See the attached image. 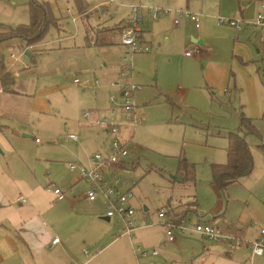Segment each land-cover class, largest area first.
I'll return each instance as SVG.
<instances>
[{
    "label": "crops",
    "instance_id": "0c3cea01",
    "mask_svg": "<svg viewBox=\"0 0 264 264\" xmlns=\"http://www.w3.org/2000/svg\"><path fill=\"white\" fill-rule=\"evenodd\" d=\"M101 1L56 0L60 16L48 1L56 23L49 26L41 39L32 44L19 37L0 41V48L6 44L5 52L0 51L5 56V70L13 79L6 85L0 79V264H149L154 260L146 263L147 256H141L136 250V239L144 238L146 230L139 231V236L136 231L150 226L142 227V222L137 219L140 225L136 224L135 229L127 234L118 217L106 218L102 197L94 201L87 198L85 190L88 185L78 174L69 173L66 177L69 194L47 178L51 168L69 167L68 161L87 162L89 155L96 150L109 147L108 131L95 122L99 113L91 111L90 117L83 116L87 108H80V98L87 94L85 87L93 79L96 84L109 85L118 78L124 55L120 32L131 10L127 2L125 5L120 2L118 5L126 8L115 17L111 6H116L117 2L100 4ZM146 1L201 12L200 26L194 24L196 31L193 21L186 17L175 24L172 12L154 20L146 14L142 20V37L150 49L159 47L155 59L165 53L169 61H173L174 54L179 51L184 54L187 46L196 44L199 52L185 55H194L191 61H204L202 77L209 88L220 87L226 91L235 69L244 71L247 63H256L258 57L264 62V26L255 28L242 23L237 29L216 19L217 15L231 14L244 20L252 19L261 7V0ZM59 5H62L61 9ZM0 8H3L1 0ZM63 17L70 18L72 31L67 30L68 25L60 24L59 18L65 22ZM19 43L24 44L23 51L29 48L31 56L28 59L23 56L11 65L9 54L19 50L11 47L19 46ZM223 45L231 54L230 60L218 59L224 50ZM40 47H43L44 55L40 67H34ZM70 56L75 58V72L71 68L61 70L64 67L61 60ZM17 68L19 73L16 74ZM37 70L41 71V85L35 81L29 87L17 80L23 73L27 78H33ZM195 76L192 71L186 73L188 80ZM74 78L78 81L75 82ZM248 80L249 84L256 85L251 74ZM242 116L246 117L243 113ZM122 127L126 129L127 126ZM67 132H76L79 139L53 141ZM180 178L178 180H185L184 176ZM54 186L62 189L64 198L56 197ZM21 193L27 197L24 202L17 200ZM175 204L186 216L188 211H196L198 205L194 194L176 199ZM144 209L147 211L148 208L144 206ZM228 219L221 230L243 237L246 243L231 248L226 241L214 240L218 243L210 246L202 241V248L193 250H200L197 264L248 263L251 249L247 241L258 237L259 229L264 227V190L251 191L237 216ZM114 221L120 222L122 228L115 226ZM55 235L60 241L54 243ZM84 247L87 252H83ZM157 249V254L149 255L158 257L160 252ZM154 261L161 264V260ZM252 264H264V253L254 255Z\"/></svg>",
    "mask_w": 264,
    "mask_h": 264
},
{
    "label": "rangeland",
    "instance_id": "374dc122",
    "mask_svg": "<svg viewBox=\"0 0 264 264\" xmlns=\"http://www.w3.org/2000/svg\"><path fill=\"white\" fill-rule=\"evenodd\" d=\"M1 1L3 8H0V25L16 26L18 23L30 21L31 0ZM47 1L57 9L56 0ZM132 1L138 0H116V6H111L114 16L123 12L126 2ZM141 1L147 3L146 0ZM120 2L122 6L118 5ZM61 6L59 5L60 9ZM144 11L147 14L146 8ZM57 13L60 16L58 9ZM59 19L60 24L68 25L67 30L72 31L70 18L63 17L65 22ZM192 23L196 31L194 21ZM16 45L11 48L20 50L24 47L23 43ZM43 47L39 48L34 67H40L41 56L44 55ZM156 47L152 46L148 52L139 51L133 57L132 80L137 89L134 90L132 99L138 106V113L144 115V121L134 127L124 125L127 126L126 129H119L121 140L126 142L128 154L125 159L126 169H119L117 173L130 179L126 188L135 181L130 187L133 193L132 204L137 207L135 217L142 221L147 214L156 222L147 225L150 227L145 229L137 228L136 231L139 236V231L146 230L144 238L136 239L139 245L137 247L149 251L159 248L158 257L147 255L145 262L154 259L161 260V264H197L196 258L200 250L194 252V248H202V241L209 246L218 242L194 231L178 234L174 241H169L163 221L158 219L157 214L162 207L172 208L174 212L180 211L178 204L173 205L175 200L194 194L197 209L188 211L187 217L190 220L209 219L207 221L223 228L226 220L229 221L228 217L237 216L251 191L264 190V62L258 57L256 63L248 62L244 71L235 69L226 91H223L220 87L209 88L202 77L204 61H191L194 55L187 56L181 51L173 55V61H169L165 53L155 59L154 54L159 48ZM5 49L6 44L3 43L0 50L4 53ZM222 49L225 51L220 53L221 58L218 59L230 60V52L224 45ZM23 56L29 58L26 54ZM61 61L64 65L61 70L71 68L73 72L76 71L75 58L70 56ZM37 71L33 78H27L23 73L17 80L29 87L35 81L41 85V71ZM189 71L196 74L190 80L186 79ZM249 74L256 85L249 84ZM89 83L85 87L87 94L80 98V108H87L92 113L96 111L99 117L122 101L118 86L111 83L96 84L95 79ZM112 95L115 96L114 102L110 98ZM242 113L247 117L243 121ZM234 130H239L247 141L254 167L250 175L238 178L219 191L212 183L211 165L227 159L228 134ZM69 173L77 175L78 170L70 171L69 167L51 168L47 178L55 182L53 185H60L69 194L70 188L66 184ZM181 176L185 180L176 178ZM144 206L148 208L147 211ZM182 211L179 213L184 214ZM114 225L122 228L120 222H115ZM156 229L160 231L156 232ZM154 260L151 261L159 264Z\"/></svg>",
    "mask_w": 264,
    "mask_h": 264
},
{
    "label": "built area",
    "instance_id": "2783aa9c",
    "mask_svg": "<svg viewBox=\"0 0 264 264\" xmlns=\"http://www.w3.org/2000/svg\"><path fill=\"white\" fill-rule=\"evenodd\" d=\"M116 3V0H103L100 4H112ZM130 7V14L125 19V23L120 32L121 44L124 47L123 63L118 78L112 81V84L120 88V96L122 101L116 104L108 113L96 118L95 122L104 130L110 133L111 138L109 140L107 150H96L88 157L87 162L68 161L69 169L78 170V175L87 183V189L85 190L86 196L89 200H97L98 197H102L105 201V215L108 218L118 217L124 224V232L131 233L137 224L136 207L131 204L132 191L130 187L135 183L132 181V185L126 188L130 184V179L126 176H121L117 172L119 169L124 170L119 166L121 163H126V157L128 154L127 145L125 141L121 140L120 128L124 125L136 126L144 121V115L138 113V106L132 99V94L137 85L133 83V57L139 51H147L150 46L147 41L142 37L143 18L146 16L144 8L147 9V14L154 20L160 15L173 13V21L178 24L184 17L193 20L196 27L200 26L201 12L192 11L189 8H171L158 4L144 3L141 0L128 3ZM216 19L220 23H224L229 26H234L237 29L242 27V23L250 24L255 28L264 26V0H261V7L252 19L240 18L231 14L217 15ZM199 47L194 44L192 47L187 46L185 48V54H193V52H199ZM23 50L11 52L9 54L11 58V65L15 61L22 59L24 55ZM25 67L28 64H23ZM19 73L18 68L16 74ZM77 82L78 78H74ZM114 102L115 96L110 97ZM90 110H85L83 116L90 117ZM73 139L78 140L79 135L76 132H67L63 137L54 138L55 143L61 142V139ZM36 140H40V137H36ZM126 169V168H125ZM124 186V187H123ZM53 192L58 199L65 197V193L58 186H54ZM18 201H26L25 194H19ZM158 219L163 221L165 226V233L169 241H174L176 235L188 233L194 231L200 235L208 236L212 240L226 241L231 248L246 243V239L241 236H232L226 234L221 230L219 226H216L211 221L190 220L186 214L177 215L174 210L168 208H160L158 212ZM143 226L152 225L156 222L153 221L147 214L142 219ZM260 235L253 238L251 241H247L249 248L251 249V258L246 264H252L253 256L256 254L264 253V227L259 229ZM60 241L59 237L55 235L52 242ZM137 252L141 256H147L149 254H157L158 249L153 248L150 251L148 249L136 248ZM83 252H87V248L84 247ZM149 264H156L150 262Z\"/></svg>",
    "mask_w": 264,
    "mask_h": 264
},
{
    "label": "trees",
    "instance_id": "16d2710c",
    "mask_svg": "<svg viewBox=\"0 0 264 264\" xmlns=\"http://www.w3.org/2000/svg\"><path fill=\"white\" fill-rule=\"evenodd\" d=\"M29 10L30 21L28 23H18L16 26L6 24V27L0 25L2 28H0V41L9 37H19L25 40L27 44H32L44 36L51 24L56 23V19L52 16L48 1L31 0ZM1 32L3 35H1ZM0 79L3 85L9 84L13 80L11 74L5 70V56L1 51ZM245 119L246 117L242 116L241 120L243 121ZM228 142L227 161L224 163H212L211 165L213 173L212 182L217 188H221L222 190L238 177L251 174L254 165L249 145L239 130L229 132ZM119 166L125 169L126 163L123 162L119 164ZM183 168L187 169L184 165ZM179 212L181 211H176V214H182Z\"/></svg>",
    "mask_w": 264,
    "mask_h": 264
},
{
    "label": "water",
    "instance_id": "95a60500",
    "mask_svg": "<svg viewBox=\"0 0 264 264\" xmlns=\"http://www.w3.org/2000/svg\"><path fill=\"white\" fill-rule=\"evenodd\" d=\"M24 53H25L27 56H31V52H30L29 48H26V49L24 50ZM23 135H30V134H28V133H23ZM0 152H2V149H0ZM178 179H181V178L178 177ZM106 218H108V217L106 216Z\"/></svg>",
    "mask_w": 264,
    "mask_h": 264
}]
</instances>
